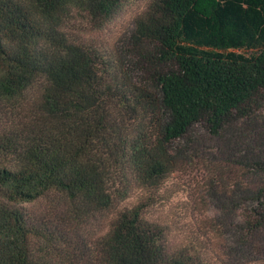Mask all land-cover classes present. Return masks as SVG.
Returning <instances> with one entry per match:
<instances>
[{"label":"trees","instance_id":"1","mask_svg":"<svg viewBox=\"0 0 264 264\" xmlns=\"http://www.w3.org/2000/svg\"><path fill=\"white\" fill-rule=\"evenodd\" d=\"M129 2L0 0V264H201L147 217L201 156L234 180L228 249L264 264V0H147L94 38Z\"/></svg>","mask_w":264,"mask_h":264},{"label":"rangeland","instance_id":"2","mask_svg":"<svg viewBox=\"0 0 264 264\" xmlns=\"http://www.w3.org/2000/svg\"><path fill=\"white\" fill-rule=\"evenodd\" d=\"M146 1L130 0L103 31L92 34L94 38L104 40L110 45L115 44L128 31L134 17L144 8ZM211 157L210 154L209 158ZM204 159L206 158L201 156L195 161L189 160L179 166L154 194L147 210V217L165 226L166 241L170 251L186 250L196 258L199 257L201 264L251 262V259H246L235 250L228 249L226 242L228 235L220 222L223 220L221 217L223 211L213 198L211 183L215 177L221 190H228L234 180L227 177L225 179L219 174L217 166L226 169L223 164L217 162L220 158L212 162L210 159V162ZM136 200L137 196H133L122 207L131 206ZM46 203L47 201L40 200L29 207L36 213H41L45 210ZM110 219L111 215L105 217L98 225H93L90 228L91 237L102 234L107 229ZM82 237L87 241L85 231ZM194 264L200 262L195 261Z\"/></svg>","mask_w":264,"mask_h":264}]
</instances>
